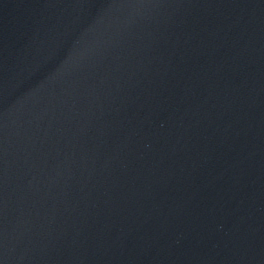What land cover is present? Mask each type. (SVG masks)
Masks as SVG:
<instances>
[{
	"label": "water",
	"instance_id": "water-1",
	"mask_svg": "<svg viewBox=\"0 0 264 264\" xmlns=\"http://www.w3.org/2000/svg\"><path fill=\"white\" fill-rule=\"evenodd\" d=\"M0 264H264V0H0Z\"/></svg>",
	"mask_w": 264,
	"mask_h": 264
}]
</instances>
